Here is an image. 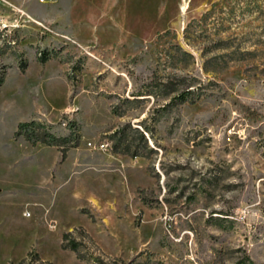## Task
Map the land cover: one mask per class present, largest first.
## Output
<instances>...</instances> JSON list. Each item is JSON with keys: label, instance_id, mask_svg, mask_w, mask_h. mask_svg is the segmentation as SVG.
Instances as JSON below:
<instances>
[{"label": "rangeland", "instance_id": "rangeland-1", "mask_svg": "<svg viewBox=\"0 0 264 264\" xmlns=\"http://www.w3.org/2000/svg\"><path fill=\"white\" fill-rule=\"evenodd\" d=\"M3 2L0 264H264V0L63 6L79 39L119 50ZM31 118L66 140L15 133ZM123 128L129 153L113 149Z\"/></svg>", "mask_w": 264, "mask_h": 264}, {"label": "trees", "instance_id": "trees-1", "mask_svg": "<svg viewBox=\"0 0 264 264\" xmlns=\"http://www.w3.org/2000/svg\"><path fill=\"white\" fill-rule=\"evenodd\" d=\"M62 48H56V46L54 45L53 47H43L40 49V53L38 54V57L40 59V61L45 62L49 57H51L53 54H59L61 53ZM22 65L26 64V61L24 60L23 62H21ZM80 63L74 64V69H79L80 67ZM3 77H4V72H2L0 74V84L3 81ZM69 77V76H68ZM69 79L71 80V82L74 84V82L76 80H73L71 77H69ZM179 81V80H178ZM179 82L177 83H173V82H165V85L168 86L167 89V93L173 92L178 90L179 87ZM192 84H188L186 86L185 89H183L181 92H178L174 97H179L180 101H185L187 99V94L190 93L193 90L190 89H194V88H188L189 86H191ZM40 124H45L44 122H40L34 118H31L29 120H20L17 123V127L15 130V133H24L28 138H33V141L35 140H41L47 143H52V144H57V145H61L62 141H65L67 136H55L54 134H52L51 132H49V130H45L44 133L42 134V136H38L37 135V126H40ZM43 129H47L46 127H43ZM120 131V135L117 139V141L114 143L113 145V149L114 151H122V152H127L129 153L131 150V141H129L127 139V135H125V129H121ZM141 138L146 141V137L145 134L143 132H141ZM123 144V147H121V145ZM132 154L134 155H139L140 153H138L137 150H134L132 152ZM63 156H64V152H63ZM86 211V210H83ZM61 245L63 248H70L73 249L77 256L81 259H87L90 260V258H92V256L88 257L82 249L83 247V242L76 239L75 237L71 236V232L70 231H64L62 234V242ZM96 260H99L98 256H94ZM241 264H247L245 263H241Z\"/></svg>", "mask_w": 264, "mask_h": 264}, {"label": "crops", "instance_id": "crops-1", "mask_svg": "<svg viewBox=\"0 0 264 264\" xmlns=\"http://www.w3.org/2000/svg\"><path fill=\"white\" fill-rule=\"evenodd\" d=\"M6 1V0H3ZM2 0H0V8L6 9L5 3ZM10 5H15L20 8H22L26 13L31 15L34 19H39L45 22H51V21H57L58 24H63L60 27L64 30H66L68 33H70L72 36H74L78 42L80 43H88L91 40H95L100 44V47H106L107 48H117L123 49V47L119 46L120 43H124L123 41H120L116 43V46H114L113 42L109 41H103L99 36H95L93 39H88V41H84L83 39H79L81 37L80 34V28L77 27L75 24L69 23L68 19L62 14L63 6L65 7L66 4H70V0H63V5H61V0H7ZM50 3H48V2ZM12 9L16 11L13 7L9 8V10ZM11 12V11H10ZM18 12V11H16ZM15 13V12H14ZM20 15H24L20 12H18ZM116 17H112V19H115ZM24 19H27V16L24 15ZM66 25V26H65ZM80 30V31H76ZM106 40V39H105ZM36 58V57H35ZM51 60V58H48L46 62ZM97 157L95 160H101L100 155L94 156ZM89 201V200H87ZM106 203V201H104Z\"/></svg>", "mask_w": 264, "mask_h": 264}, {"label": "built area", "instance_id": "built-area-1", "mask_svg": "<svg viewBox=\"0 0 264 264\" xmlns=\"http://www.w3.org/2000/svg\"><path fill=\"white\" fill-rule=\"evenodd\" d=\"M40 1H45V0H40ZM12 7H13L16 11H18V12L24 14L25 16H27V17H29V18L32 17L31 15H29L28 13H26L22 8H20V7H18V6H15V5H12ZM38 25H39L40 27L44 28L45 30H49V31H51V32H55L57 35H59V36H61V37H69V33H68V32L57 30V29H55V28H54L50 23H48V22H45V21H42V20H39V19H38ZM69 44H72V45H78V46L81 45L80 42H78V41H70V40H69ZM89 143H91V142H89ZM95 146L98 147V148H100V149H109L110 146H111V142H110V141H107V140H102V141H100L98 144H95Z\"/></svg>", "mask_w": 264, "mask_h": 264}]
</instances>
